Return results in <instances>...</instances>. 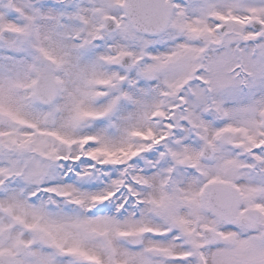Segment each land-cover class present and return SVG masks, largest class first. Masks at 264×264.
<instances>
[{
	"label": "snow or ice",
	"instance_id": "snow-or-ice-1",
	"mask_svg": "<svg viewBox=\"0 0 264 264\" xmlns=\"http://www.w3.org/2000/svg\"><path fill=\"white\" fill-rule=\"evenodd\" d=\"M0 264H264V0H0Z\"/></svg>",
	"mask_w": 264,
	"mask_h": 264
}]
</instances>
